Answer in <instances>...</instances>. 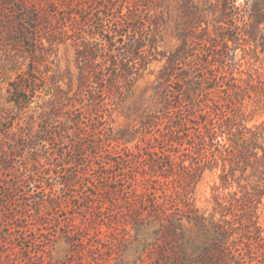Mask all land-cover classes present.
Instances as JSON below:
<instances>
[{"label": "rangeland", "instance_id": "1", "mask_svg": "<svg viewBox=\"0 0 264 264\" xmlns=\"http://www.w3.org/2000/svg\"><path fill=\"white\" fill-rule=\"evenodd\" d=\"M27 1L33 13L23 10L17 0H0V264H156L155 249L163 242L152 231H138L134 223L114 215L115 209H102L95 197L113 180H117L121 194H126L141 166L122 158L113 169L106 170L99 167L102 157L90 150L95 140L102 151L104 142L109 143V136L124 127L136 132L134 140L124 144L129 148L146 142L152 133L157 134L143 125L142 118L157 109L155 100H151V83L166 62L163 55L179 43L174 30L177 15L174 13L175 17L167 21L156 51L149 56L153 59L151 64L130 92L122 97L111 94L104 99L98 91L95 96L104 99L98 115L91 106L94 104L82 107L83 114H68L76 121L61 124L68 127L65 139L47 142L41 131L40 114L59 107V120L65 119L70 104L79 98L76 94L82 71L86 78L94 79L97 67V72L108 76L116 69L114 64H108L110 60L129 58L124 53L125 43L148 35L146 22L138 16L148 18L147 4L152 1ZM172 8L179 12L175 0ZM133 14L137 18L129 19ZM22 29L28 31L29 37H22ZM91 38L95 42L87 43ZM112 38L118 42L105 43ZM235 62V73L245 81L243 85L251 94L244 102L249 112H256L248 124L261 123L264 98H258L254 84L258 77L264 78V49L241 44L236 49ZM250 75L253 80H249ZM27 76L35 79V82L26 81L28 88L38 89L29 106L20 108L10 97L11 84L18 77L24 82ZM103 84H98V89ZM70 97H73L71 103ZM77 102L78 106L82 105ZM191 114L194 111L189 107L183 118H190ZM82 115L88 116L84 122L89 124V129L80 125L81 131L72 132ZM54 128L60 134L59 127ZM124 145L118 148L121 153L128 151L121 148ZM47 151L58 166L46 164ZM36 158L40 163H36ZM84 171L91 174L83 175ZM220 173L221 165L205 170L196 187L197 206L213 210L214 189L221 184ZM233 184L232 188H221V194L228 196L237 188ZM136 186L142 188L143 182ZM52 197L57 203L49 205L45 200ZM256 205L264 237V198ZM157 225L154 223L149 228ZM185 225L188 229L193 227L192 223ZM260 258L247 257L236 264H263Z\"/></svg>", "mask_w": 264, "mask_h": 264}, {"label": "trees", "instance_id": "2", "mask_svg": "<svg viewBox=\"0 0 264 264\" xmlns=\"http://www.w3.org/2000/svg\"><path fill=\"white\" fill-rule=\"evenodd\" d=\"M17 1L23 10L33 13L28 9L29 1ZM151 1L147 4L148 18L138 16L146 22L148 35L125 43L124 53L129 58L110 60L108 64H114L116 69L108 76L97 72V67L94 79L86 78L82 71L76 94L79 98L71 103L70 97L65 119L59 120V107L40 114L44 140L65 139L68 127L61 124L76 121L68 114H83L82 107L94 104L91 106L98 115L106 96L122 97L130 92L151 64L153 59L149 56L156 51L162 30L175 13L174 30L179 43L163 55L166 62L151 83V100H155L157 109L142 118L143 125L157 134L152 133L146 142L129 148L124 144L133 141L136 132L124 127L109 136L102 151L94 140L90 152L102 157L99 167L113 169L122 158L141 166L126 194H121L117 180H113L95 197L102 209H115L114 215L134 223L138 231H152L163 242L155 249L156 264H236L247 257L260 256L264 264V237L256 205L264 198V120L248 124L256 112H249L244 99L251 98V94L234 70L236 49L241 44L264 49V0H175L179 12L172 8L174 0ZM136 18L134 14L129 16L131 20ZM20 32L23 38L29 37L26 29ZM87 41L95 42L93 38ZM113 42L118 40H105L106 44ZM251 78L254 79L253 75ZM20 80L18 77L12 82L10 97L20 108H26L38 88L32 90L26 84L35 82L34 77ZM100 83L104 84L98 89ZM254 85L258 98H264V78L258 77ZM98 91L104 99L95 96ZM77 101L82 105L78 106ZM189 107L194 114L183 118ZM86 118L80 116L77 127L71 131L89 129ZM54 127H59L60 134ZM122 144L127 153L118 150ZM45 158L47 165L58 166L51 161L53 155L49 151ZM35 160L40 163L38 158ZM219 165L221 184L214 189L213 210L209 211L196 205V187L207 168ZM88 174L91 172H83ZM105 175H101L103 179ZM141 182L142 188L136 186ZM233 183L237 188L228 196L222 195L220 189L232 188ZM55 197L45 201L54 205ZM185 222L193 227L188 229ZM154 223L158 225L150 229Z\"/></svg>", "mask_w": 264, "mask_h": 264}]
</instances>
